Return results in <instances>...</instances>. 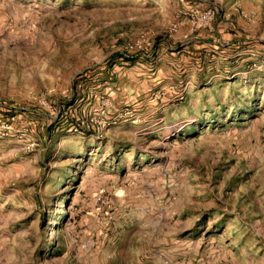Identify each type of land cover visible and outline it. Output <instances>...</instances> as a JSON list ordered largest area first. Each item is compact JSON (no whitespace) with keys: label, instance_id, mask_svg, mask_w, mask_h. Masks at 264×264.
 I'll return each instance as SVG.
<instances>
[{"label":"rangeland","instance_id":"rangeland-1","mask_svg":"<svg viewBox=\"0 0 264 264\" xmlns=\"http://www.w3.org/2000/svg\"><path fill=\"white\" fill-rule=\"evenodd\" d=\"M0 264H264V0H0Z\"/></svg>","mask_w":264,"mask_h":264}]
</instances>
